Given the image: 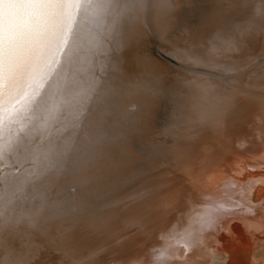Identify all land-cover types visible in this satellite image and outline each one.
Instances as JSON below:
<instances>
[{
    "label": "bare ground",
    "instance_id": "1",
    "mask_svg": "<svg viewBox=\"0 0 264 264\" xmlns=\"http://www.w3.org/2000/svg\"><path fill=\"white\" fill-rule=\"evenodd\" d=\"M264 264V0H0V264Z\"/></svg>",
    "mask_w": 264,
    "mask_h": 264
},
{
    "label": "rangeland",
    "instance_id": "2",
    "mask_svg": "<svg viewBox=\"0 0 264 264\" xmlns=\"http://www.w3.org/2000/svg\"><path fill=\"white\" fill-rule=\"evenodd\" d=\"M221 262H219V260L216 258L215 260H214V263L213 264H220Z\"/></svg>",
    "mask_w": 264,
    "mask_h": 264
}]
</instances>
